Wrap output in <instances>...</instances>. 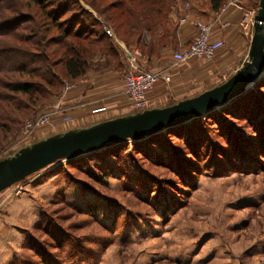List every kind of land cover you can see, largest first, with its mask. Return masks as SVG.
Instances as JSON below:
<instances>
[{"label": "rangeland", "instance_id": "1", "mask_svg": "<svg viewBox=\"0 0 264 264\" xmlns=\"http://www.w3.org/2000/svg\"><path fill=\"white\" fill-rule=\"evenodd\" d=\"M75 3L99 17L88 0ZM176 5L175 53L148 60L116 39L119 56L107 62L96 54L85 74L65 79L59 95L11 126L7 138L0 136V159L51 134L140 110L122 94L130 73L158 70L169 76L148 92L150 108L227 79L246 58L258 6L253 0H222L218 11L210 0H177ZM198 22L212 23L215 55L178 62ZM67 82L71 87L64 91ZM81 83L80 92L92 90L94 96L69 100ZM254 89L246 110L257 112L260 127L264 88ZM91 98L102 100L105 109L85 110L82 105ZM243 105L238 115L219 106L214 116L196 120L192 130L163 131L159 142L126 140L116 152L104 148L72 164L57 161L0 191V264H42L33 243L51 241L59 229L65 239L88 249L80 262L66 256L60 264H264V143L261 150L255 147V122L247 120ZM46 110L52 112L50 122L22 139L25 121Z\"/></svg>", "mask_w": 264, "mask_h": 264}, {"label": "trees", "instance_id": "2", "mask_svg": "<svg viewBox=\"0 0 264 264\" xmlns=\"http://www.w3.org/2000/svg\"><path fill=\"white\" fill-rule=\"evenodd\" d=\"M88 1L92 3L99 17L93 16L82 6L77 7L76 0H0L2 139L7 138L11 126L18 127L24 117L39 109L52 97L59 95L65 79L75 80L85 74L96 54L106 57L107 62L110 58L119 56L120 50L116 39L122 40L132 52L134 48H138L148 60L166 57L168 53L176 52L175 32L178 24L172 13L177 12V0ZM103 1L107 3L104 4ZM221 2L222 0H210L211 9L218 11ZM258 5L259 0H253V7ZM104 26L112 29L114 36L109 35ZM256 86L264 88V75L245 93L221 105V110L238 115L237 112H240L244 104L242 112L246 114L247 120L252 119L255 122L254 128L258 133L255 147L261 150L264 145L261 146L264 143V119L258 127L257 112L252 109L249 113L246 110L250 98L254 96ZM216 111L218 109L202 116H214ZM202 116L168 127L143 139L157 140L163 131L179 135L184 126H189L188 129L192 130L195 121ZM1 120H5L6 123ZM119 145L121 143L106 148L116 152ZM226 152L229 151L226 149L224 153ZM82 156L67 161L72 164ZM92 175L100 178L95 173ZM45 229L50 231L51 228L47 226ZM61 233L59 229L50 235L57 241L56 244L52 243L53 239L49 242L38 240L33 243L31 250L40 258L42 264H60L66 256L80 262L83 254L88 251L83 242L67 240V236L65 235L67 238L65 239ZM35 245H43V248H37ZM61 248L62 254L58 252ZM28 260L29 263H35L32 261L34 259Z\"/></svg>", "mask_w": 264, "mask_h": 264}, {"label": "water", "instance_id": "3", "mask_svg": "<svg viewBox=\"0 0 264 264\" xmlns=\"http://www.w3.org/2000/svg\"><path fill=\"white\" fill-rule=\"evenodd\" d=\"M264 75V0L252 18L246 58L221 83L196 95L51 134L0 159V191L61 161L124 142L140 140L205 115L245 93Z\"/></svg>", "mask_w": 264, "mask_h": 264}, {"label": "built area", "instance_id": "4", "mask_svg": "<svg viewBox=\"0 0 264 264\" xmlns=\"http://www.w3.org/2000/svg\"><path fill=\"white\" fill-rule=\"evenodd\" d=\"M197 32L192 41L182 48L177 55L178 62H184L191 58L211 59L215 55V47L211 43L209 36L212 29V23H197ZM107 33L110 30L105 28ZM167 81L169 76L163 71H141L130 73L124 81L122 94L130 100V105L136 109H144L148 107V92L153 89L158 79ZM71 85L67 82L64 91L69 89ZM104 106L92 108V112H102ZM52 112L50 110L38 113L36 116L27 119L23 125L22 139H26L31 131L48 124L51 120Z\"/></svg>", "mask_w": 264, "mask_h": 264}, {"label": "crops", "instance_id": "5", "mask_svg": "<svg viewBox=\"0 0 264 264\" xmlns=\"http://www.w3.org/2000/svg\"><path fill=\"white\" fill-rule=\"evenodd\" d=\"M172 16L175 18V16H176V13L174 12V13H172ZM182 39V38H181ZM122 46V45H121ZM92 85V84H91ZM90 86V85H89ZM88 86V87H89ZM81 88H82V83H81V87L80 86H78V89H77V86L75 87V89L72 91V93H73V95L71 96V98H69V100H71L72 99V97H74V96H77V98H79V97H82V96H88V95H90V94H92V90H88V89H85V90H83L82 92H84V94H82V92H80L81 91ZM89 89H91V86H90V88ZM80 92V93H79ZM93 95V94H92ZM67 96V95H66ZM94 96V95H93ZM67 99H68V97H67ZM102 100H100L99 101V99H93V98H91L90 100H88V101H86L85 102V106H83L82 105V107L83 108H85V110H87V109H90V110H92V108H94V107H98V106H103V104H101L100 102H101ZM84 104V103H83ZM81 107V106H80ZM33 179H35V178H31L30 180H28L29 182H33L32 180ZM27 181V182H28Z\"/></svg>", "mask_w": 264, "mask_h": 264}]
</instances>
